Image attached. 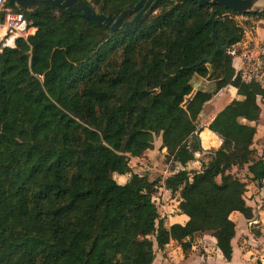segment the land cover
I'll return each mask as SVG.
<instances>
[{
	"label": "trees",
	"instance_id": "1",
	"mask_svg": "<svg viewBox=\"0 0 264 264\" xmlns=\"http://www.w3.org/2000/svg\"><path fill=\"white\" fill-rule=\"evenodd\" d=\"M85 1L119 15L139 0ZM15 10L37 30L0 52V264H152L155 243L163 249L173 240L189 256L205 234L231 261V214L253 217L248 184L264 180L251 124L264 90L241 79L231 50H242L264 11L155 0L136 23L110 30L77 11ZM211 17L217 40L229 45L212 74L205 60L216 47ZM198 78L215 88L194 92ZM229 85L242 98L209 123L221 144L191 169L203 152L200 114ZM157 138L172 164L165 186L185 224H166L153 200L161 178L131 165ZM116 175L128 178L120 183Z\"/></svg>",
	"mask_w": 264,
	"mask_h": 264
},
{
	"label": "crops",
	"instance_id": "2",
	"mask_svg": "<svg viewBox=\"0 0 264 264\" xmlns=\"http://www.w3.org/2000/svg\"><path fill=\"white\" fill-rule=\"evenodd\" d=\"M256 35L257 39L264 43V19H260L256 24ZM233 65L235 69L240 66L239 57H234ZM196 83L199 85V88H203L204 90L210 91L213 90L211 89V86H215V83L213 81L204 80L202 78L198 79ZM207 87L210 88L207 89ZM216 98H219L218 102L216 104H212ZM241 98L242 96L238 94L237 88L229 85L220 90L211 101L205 104L204 109L200 114V126L202 127L200 137L202 141L203 151L204 143L207 145H214L212 143L216 141V138L218 139V144L212 146V148H217L221 144L220 137L208 128L209 123L213 120L216 114L221 111L226 105H228L231 101H233L234 99ZM258 104L261 108V111L258 117L253 122H251V124L254 125L257 129V133L254 139V147L257 149L258 154L264 157V96H258ZM205 116H207L206 118H208V121L205 125H203L202 118ZM161 145L162 142L160 140V146ZM162 149H164V153H166V148ZM201 153L196 154V160L197 155ZM135 158L139 159V157ZM118 176H126L128 178L127 175ZM164 184L165 179L160 188H162L163 186V188H165L167 192H170L171 190L168 189ZM245 197L247 204L253 208V217L251 219H247L240 212H234L231 214V218L236 223V235L235 238L232 240L233 257L231 261H227L224 258L222 252L216 245V239L213 236L209 238L208 234H205L203 238H200L199 240H197L196 243H194L193 250L189 256H185L183 252L180 255L175 256L176 260L174 264H211L215 260L222 261L224 262L223 264H264V180L261 182L250 181ZM176 198V211L173 208L174 212L169 215L167 221L168 226L174 223L185 224L188 221V216L179 212V201L178 197ZM252 224H254V226L251 227L250 225ZM256 226L258 229L257 231L259 233L257 237L254 236L252 233L253 229ZM208 239H210L212 243L215 255H212L209 252L210 250L207 245L208 242H206L208 241ZM173 246H176L178 249H181L178 243L171 240L170 243L165 246L166 248L159 250L164 253L167 251V249H170L169 254H164L166 256H169L170 254L174 255L177 250L172 248ZM200 246L202 247L201 249ZM152 264H168V261L163 257L161 259H158L157 256L155 257Z\"/></svg>",
	"mask_w": 264,
	"mask_h": 264
},
{
	"label": "water",
	"instance_id": "3",
	"mask_svg": "<svg viewBox=\"0 0 264 264\" xmlns=\"http://www.w3.org/2000/svg\"><path fill=\"white\" fill-rule=\"evenodd\" d=\"M155 0H139L136 4L128 5L122 13L119 15H107L104 13H99L94 7L88 4L85 0H8V5L10 7H18L29 11L32 15H36L39 11L47 6L52 8H60L68 10L69 12H81L82 15L90 20H94L98 23L103 24L110 30H117L121 27H130L145 13V11L153 4ZM201 5H207L209 3H219L227 7L233 12L247 13V12H262L264 11V0H197ZM137 11V14L130 21H124L125 16L131 12ZM209 23L213 25L212 40L216 44L214 51L210 57H205L208 62L207 66L210 69V74H212V63L216 54L220 50H228L229 45H221L217 40V31L215 28L216 20L211 17ZM199 89V85L195 83L194 92ZM194 92L187 97L186 102H189L194 94Z\"/></svg>",
	"mask_w": 264,
	"mask_h": 264
},
{
	"label": "built area",
	"instance_id": "4",
	"mask_svg": "<svg viewBox=\"0 0 264 264\" xmlns=\"http://www.w3.org/2000/svg\"><path fill=\"white\" fill-rule=\"evenodd\" d=\"M7 3L8 0H0V52L4 48H14L17 39H27L37 30L23 12ZM231 53L240 58L236 71L241 79L245 82L255 81L264 90V43L257 39L256 26L246 31L242 50H231Z\"/></svg>",
	"mask_w": 264,
	"mask_h": 264
},
{
	"label": "rangeland",
	"instance_id": "5",
	"mask_svg": "<svg viewBox=\"0 0 264 264\" xmlns=\"http://www.w3.org/2000/svg\"><path fill=\"white\" fill-rule=\"evenodd\" d=\"M237 18L241 22H244L246 19L253 21V20H251L252 17L239 16ZM198 79H200V78H198ZM209 88L210 87H207V89H209ZM214 88H215L214 85H213V87L211 86V89H214ZM218 99L219 98H216L212 104H216L218 102ZM206 117L207 116L202 118V124L203 125H205L206 122L208 121V118H206ZM160 140H161V138H157V140L155 141V144H154V148L149 149L146 152H144V154L141 157H139V159H136L135 157H133L131 160V165H132V168L135 172H139V171L140 172H145V171L148 172L151 179H153V180H155L157 178H161L160 183L158 185L159 186L158 191L154 196L156 198L154 199V197H153V200L157 204L158 210H159L161 216L164 218V220L167 224L169 215H171L175 210V201L177 200V198H176L177 196L172 195L171 191L167 192L165 190V188H163V186H162V188H160V186L162 185V183L164 181L165 176H168V174H170L171 168H172V164L166 158V153H164V149H162V147L160 146ZM215 140L216 141H214L212 143L214 145H207L204 143V151L201 154L197 155L196 161L190 163L189 167L191 169H199L201 167L202 161L207 162V161L211 160L212 155H211L210 149L212 148V146H215L216 144H218V139L216 138ZM234 171H236V169ZM239 174L244 176L245 172L241 171V172H239ZM126 178H127L126 176L116 175V179L120 183H124L126 181ZM173 208H174V210H173ZM250 226L252 227V226H254V224H252ZM257 230L258 229L256 226L252 232L253 235L256 237L259 235ZM208 236H209V238L212 237L210 234H208ZM206 242H208L207 245H208L209 250H210L209 252L212 255H215L210 239H208V241H206ZM172 248L176 249L177 251L174 253V255L170 254L169 256L168 255L166 256L164 253L169 254L170 249H167L166 252L162 253V251L159 250V248L157 247V245L155 243L156 257L158 256V259H161L163 257L168 261V264H174V262L176 260L175 256L180 255L183 251H182V248L178 249L176 246L175 247L173 246ZM201 248L202 247L200 246V249ZM223 263L224 262H222V261L215 260L211 264H223Z\"/></svg>",
	"mask_w": 264,
	"mask_h": 264
}]
</instances>
